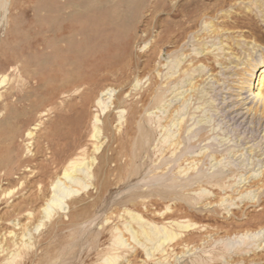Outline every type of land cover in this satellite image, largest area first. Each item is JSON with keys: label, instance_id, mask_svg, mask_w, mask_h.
I'll return each mask as SVG.
<instances>
[{"label": "rangeland", "instance_id": "rangeland-1", "mask_svg": "<svg viewBox=\"0 0 264 264\" xmlns=\"http://www.w3.org/2000/svg\"><path fill=\"white\" fill-rule=\"evenodd\" d=\"M193 1L164 0L174 14L160 15L157 0H0V264H264V105L255 98L264 93V0H233L182 23L176 11ZM248 13L255 27L229 28ZM204 55L211 59L198 61ZM193 64L199 69L171 90L158 88ZM158 99L171 104L152 109ZM171 109L189 119L185 136L205 127L211 138L198 148L220 156L187 175L175 169L167 196L145 185L162 183L151 170L173 158L159 151L164 131L142 157L143 175L138 147ZM189 158L183 167L200 157ZM80 159L91 177L72 168ZM193 172L223 179L204 183L210 194L199 200L200 191L178 187ZM59 179L77 191L48 215ZM188 209L180 220L196 228L152 258L125 227L129 210L161 225ZM119 234L129 247L116 249Z\"/></svg>", "mask_w": 264, "mask_h": 264}, {"label": "bare ground", "instance_id": "bare-ground-1", "mask_svg": "<svg viewBox=\"0 0 264 264\" xmlns=\"http://www.w3.org/2000/svg\"><path fill=\"white\" fill-rule=\"evenodd\" d=\"M232 1L233 0H195L191 3V5H189L188 9H177L176 12H180L182 14L184 13L183 17L185 18V20H182V23H183L184 21H188V20H192L193 18H197V16H199L201 13H203L206 17L207 16L212 17L216 13L218 15L219 11L225 10L227 5L231 4V6H232V3H231ZM251 1H250V3L253 4L254 3L253 0H251ZM163 3H164V0H157L159 14L162 15L161 12L165 11V10H170L171 15L174 14L173 5L171 6V4H170L167 8H165ZM251 4H246V5L251 7ZM234 18H235V20L233 22L226 21L227 25L231 29L237 28V27H247V26H253L254 25L252 20H251V18H252L251 13H248L247 15H245V17H234ZM247 19H248V21H246ZM192 24H194V23H192ZM176 26H177V24H176ZM253 27H255V26H253ZM181 28L182 27H180V29ZM162 29H164V28H162ZM171 31L173 32V30H171ZM176 32H178V31H176ZM168 33L170 34V32H168ZM163 35H160V43L158 42L160 44V46L165 45V43H164L165 41L163 42V39H164ZM174 35H175L174 33H173V36H172V34H170V37H174ZM176 38H178V36ZM175 39H173L171 41L172 44L178 43V42L176 43L174 41ZM181 41H183V40H181ZM166 47H168V46H166ZM158 52L161 54L162 51H158ZM197 59H198V61H203V62L206 61L207 62L211 59V57L204 55V56H201ZM258 64H260V62L253 64L252 67L257 68ZM193 66H194V64L189 66L188 68H186V66L183 65L182 71H181L180 75H178V76H174V74H170V76H169V73L166 74L165 76H168L166 81H165L166 87H163L164 82L162 83V86H161V84L158 83L159 82V79H158L156 81V84L159 86L158 88L161 90H163L165 88H166L165 90H171L173 88V85L181 83V80L184 79V77L189 76V74H192L197 69H199V67H198L197 69L194 70ZM259 67L264 68V58L261 61V66H259ZM254 69H251V71L249 73L250 75H252ZM162 78H163V76H162ZM259 83H264V72L261 74V78H260ZM189 84H190V88L195 89V90L198 89L199 85H196V83H194V84L189 83ZM250 84H249V86H251ZM170 94H171V92H170ZM158 96H159V94H158ZM257 97H258L259 101L262 102V104L264 105V93L263 94L257 93L255 98H257ZM170 104L168 106H170ZM168 106L166 105V102L164 100L158 99L155 101L154 107L152 109H158V108L162 109V108H166ZM174 113H175V110L171 109L169 114H168V118H171L170 121L169 122L165 121L164 123H160L157 129H155L154 127L151 126V129H154V132L149 134L150 135V138L148 141L149 143L144 141L143 143H140V145L138 147L140 152H142V154H143V156H140V153H139V157L141 160L140 164H139V167H140L139 174L143 175V174H146L143 171V167H144V170L146 171L145 166H147V164L145 162H142V157H144L145 154H148V151L150 150V146H151V141H153L156 137H158V135L160 133H162L164 131L163 132L164 138L163 139L161 138L162 141H161V146L159 148V151L161 152L162 155L165 153L171 154L173 158L171 160L163 161L162 163L155 164V166L151 170L152 172H156L159 170L162 171L161 173L164 176L162 178V179H164V181H163L164 184H163V182L160 183V181H159L160 179L157 180V178H155L154 180L150 181L152 184H150V182L147 181L145 185L149 186V187H153L155 189V191H158V192L162 191L161 193L164 195H167V196H171L174 194V193H169L170 190L165 189V186H166L165 183H167L169 181L171 173L174 172L175 169H177V168H179L181 170L183 169L182 172H180V174L185 173L187 175L188 170H193V171L196 170V166L199 162L206 161L208 159L210 160L211 158H213V160L217 161L219 156H220V150L211 149L212 146H208L210 151H207V149H206L205 152H203V153H202V149L205 147L198 148V146L202 142L211 138V137L206 136L205 127H200L199 132L196 133L195 135L192 132L191 135L185 136V134L191 130V126L188 124L189 119H187V118L185 119L182 116H180L176 119L174 117ZM155 118H156V116H155ZM196 120H197V118H196ZM142 125L144 128H147V129L150 128V126L146 123V121L142 122ZM174 126H176V127L179 126V129L177 130L179 132V135L177 137L174 136V134L176 132L175 130H173ZM159 128H161V129H159ZM182 144H184L183 147H182ZM204 145H206V143ZM195 153H197L198 157H200V158L198 160H197V158H195V163H194V160L191 161L189 163L190 166L188 168L183 167L184 162L191 160V159H194V158H189V155L195 154ZM94 160H95V158L93 157V161ZM182 160H183V162H182ZM71 166L75 171H82L86 177H91V175H92L91 171H90V169H91L90 165L85 164V161H83V159H80L78 161L77 160L73 161L71 163ZM64 175L68 179H70L71 182H73V183L82 184V186H84V187L87 186V184L82 183V181H83L82 177L68 174L67 171H65ZM192 175L193 176L190 177L191 181L182 182V183H180V185L178 187L180 188L181 191H196V192L200 191L198 193L199 196H197V199H199V200H201V199L205 200L204 198L210 194V192L206 188L203 187L204 183H207L209 181L214 180L216 182V185H218V183H220V181H222L221 179H223V176L221 175V173L214 174L212 176H208L205 174H201V173L196 174V172H193ZM157 176H159V175H157ZM159 177H161V176H159ZM184 177H186V176H184ZM196 185H198L199 187L194 190L193 188ZM75 191H77V190L72 189L71 186L63 185L60 179L57 180V182L54 185V193L46 203L47 206L44 209L45 213L50 215L54 209V206L63 207L66 197H68L71 193H73ZM224 202L225 201H222L221 205ZM214 203H216V202H214ZM177 205L186 207V204H184L183 202H180ZM192 209H193V207H192ZM192 212H195V211L188 209L186 211V213L184 215H182V214H179L178 211H175L174 216L178 217V218L173 219L170 224L163 223V224L159 225V224L149 222L141 214L129 210L128 214H129L131 220L129 222L126 221L125 227L130 232L131 237L134 240H136L139 245H141L145 248L147 257L152 258L155 255L156 251L165 252L166 246L170 242L176 241L178 243L179 241L182 240V235L184 232H190L196 228L195 223L180 220L181 216H186V215H188V213H192ZM131 221H135L137 223V227L139 229L131 226V224H130ZM256 236H258V235H256ZM141 237H143L142 241H140ZM130 245L131 244L128 243L127 239H124V236H122V234H119L117 236V238L115 240L116 249L123 248V247L126 248V247H129ZM229 246L230 245L227 244L226 249L231 251L232 248ZM116 258L117 257H113L111 259L109 258V259H107V262L113 263V262H115Z\"/></svg>", "mask_w": 264, "mask_h": 264}]
</instances>
